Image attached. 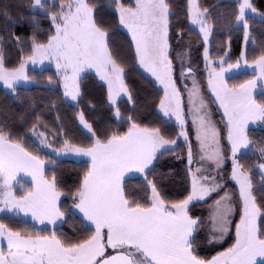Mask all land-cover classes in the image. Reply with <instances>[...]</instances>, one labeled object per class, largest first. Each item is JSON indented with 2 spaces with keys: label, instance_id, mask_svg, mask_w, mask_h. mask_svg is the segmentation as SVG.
Wrapping results in <instances>:
<instances>
[{
  "label": "snow or ice",
  "instance_id": "obj_1",
  "mask_svg": "<svg viewBox=\"0 0 264 264\" xmlns=\"http://www.w3.org/2000/svg\"><path fill=\"white\" fill-rule=\"evenodd\" d=\"M101 10L100 0H14L0 9L6 21L0 85L18 97L37 84L29 65L41 73L54 66L44 90L52 94L46 110L57 113L50 125L42 113L17 117L0 106L8 113L0 119V264H264V137H253L249 127L264 126V42L257 45L251 28L253 14L264 23V13L252 0H110V19ZM17 25H28L30 35L16 34ZM120 30L126 49L114 43ZM220 30L227 31V47L214 40ZM233 32L242 33L244 45L234 61ZM192 36L203 74L193 66V41H186ZM7 44L19 50L15 66L6 63ZM241 67L252 75L230 84L226 73ZM133 73L155 91L146 101L154 110L151 123L139 117ZM90 77L110 113L103 127L81 107ZM122 103L130 107L122 111ZM61 105L76 110L73 123L86 130L87 143L69 137ZM87 107L97 109L91 101ZM213 111L222 113L219 122ZM45 149L79 158L83 167L74 181L55 169L49 175L57 160ZM165 156L186 164L190 187L182 199H168L165 174L157 175ZM130 179L141 181L139 191L128 190ZM197 205L211 208L207 224L193 212ZM58 224L70 225L72 234L57 231ZM226 240L222 251L201 255L203 244Z\"/></svg>",
  "mask_w": 264,
  "mask_h": 264
},
{
  "label": "trees",
  "instance_id": "obj_2",
  "mask_svg": "<svg viewBox=\"0 0 264 264\" xmlns=\"http://www.w3.org/2000/svg\"><path fill=\"white\" fill-rule=\"evenodd\" d=\"M14 0H0V9H3L6 5L13 3ZM127 2V0H125ZM177 5L183 4L184 0H173ZM202 2L206 5L219 4L224 5L226 3H230L231 0H202ZM254 6L257 8L258 12L264 13V0H252ZM110 0H100L101 11L99 15L104 17L105 19H110L109 8ZM13 11H15L13 9ZM6 23L5 18L0 15V33L3 31V26ZM47 22L42 21L41 27L46 29ZM252 35L257 41V45L264 42V23H261L260 20L255 19L253 24L251 25ZM16 34H24L30 35L31 29L28 25H17L15 27ZM43 34V33H42ZM127 33L124 30H120L119 33L114 37L115 45L120 49H126L127 47ZM191 39L193 41L192 45V57L194 66L199 65V71L203 74V61H202V53L198 52L199 42L196 41L195 37H186V41ZM215 42L218 44L221 40L225 41V47H227V31L220 30L217 31L216 36L214 37ZM243 48V37L242 33L233 32L231 35V58L234 61L240 53V50ZM216 51L219 49L214 48L213 55L215 56ZM4 54L6 58V63L8 66H15L18 63L19 50L13 46L12 44H7L4 48ZM175 54V53H174ZM249 55H252V47L249 46ZM54 70L49 69L47 71L41 72H33L31 71L29 74L33 75L37 78V85L32 88H21L19 91L18 97H13L9 94L1 85H0V106H7L10 110V113L19 115H24L25 117H31L32 113L35 112L37 114H41L47 119L50 125L56 123V115L55 112H49L46 110L48 101L52 94L46 92L44 87L47 83V77L52 75ZM252 74L243 73L239 76L228 79L230 84L232 83H240L246 78H249ZM129 83L133 87L134 92L140 102L139 107V117L143 119L145 123H151L154 120V110L151 107V103L146 101H150L155 97V91L149 83H147L144 79L141 78L140 75L133 73L129 77ZM82 88L86 92L85 102L81 107L85 109L86 118L89 122L93 123L94 126L103 127L107 122L110 116V113L107 112V108L104 107L100 101L102 99V92L97 87V81L90 77L88 80L84 81ZM260 95L257 97L259 98ZM89 101L96 103L97 109L96 111H90L88 109ZM130 106L126 103L121 104L122 111H126ZM212 108L215 109L216 105H212ZM75 109L66 107L61 105L59 110V115L63 120L64 126L68 131V135L71 139L87 143V134L84 129L78 124L73 123V118L75 115ZM213 118L216 122L221 120V112L213 111ZM8 117V113L0 111V119H5ZM113 127H117L118 125L115 122H112ZM223 128V124L219 125ZM250 134L253 137L260 138L264 137V129H250ZM51 138V136H50ZM31 143V141H30ZM194 143V140H193ZM227 144V141H224ZM183 151V148L180 149ZM49 158L57 160V163L54 165H50L47 168L49 175H51L53 169H55L58 176L62 177V179L67 182L69 179L72 181L75 180L76 175L80 172L83 164L74 161V160H58L51 154H48ZM230 155V153H229ZM252 153H249L245 158L246 161L251 160ZM226 169L230 171V160L226 164ZM185 162L170 156H165L159 164L157 168V175L164 173L165 174V188L164 192L167 195L168 199L171 200H179L184 198L186 195L185 189L190 187V184L185 180ZM256 180L259 181V176L256 177ZM141 181L139 179H130L128 180L127 187L130 192L139 191ZM25 186H30V184L24 183ZM19 190V187H17ZM142 194V193H141ZM193 212L197 215H203L205 224L208 223L210 207L208 205H197ZM5 215H1L0 219H4ZM233 221L238 222V216L233 217ZM57 231L67 232L69 235L72 234V228L70 225H64L63 227H59L56 229ZM234 235V231H233ZM230 240H226L224 244L221 245H210L203 244L201 255L211 257L215 255L217 251H222L225 247L229 246Z\"/></svg>",
  "mask_w": 264,
  "mask_h": 264
},
{
  "label": "rangeland",
  "instance_id": "obj_3",
  "mask_svg": "<svg viewBox=\"0 0 264 264\" xmlns=\"http://www.w3.org/2000/svg\"><path fill=\"white\" fill-rule=\"evenodd\" d=\"M254 16H255V19H257V20H260V17L258 16V15H255V14H253ZM244 46V45H243ZM192 53H193V51H192ZM192 61H193V57H192ZM193 66H194V62H193ZM46 67H48V69H52V70H54V66H48V65H46ZM195 67V66H194ZM28 72L30 73L31 71H33V72H41L40 71V69H39V67H37V68H33V66H31V65H29L28 66ZM243 73H249V74H252V69H250V68H246V67H241L240 69H238V70H232V71H230V72H228V73H226V79L228 80V79H230V78H233V77H236V76H239L240 74H243ZM37 85V84H36ZM35 85V86H36ZM2 86V85H1ZM32 87H34V86H32ZM32 87H29V88H32ZM7 91V90H6ZM257 96L258 95H260V90L259 89H257V91H256V93H255ZM222 114V113H221ZM214 119V118H213ZM82 127V126H81ZM250 127V129L251 128H255V129H264V126H261V125H256V124H253V125H250L249 126ZM86 131V130H85ZM193 140H194V137H193ZM194 143H195V141H194ZM45 152L46 153H48V154H51L52 156H54L55 158H57L58 160H74V161H78L79 160V158H76V157H71V158H66V157H56L54 154H52V152H51V149H45ZM197 165L196 164H193L192 165V167L193 168H195ZM48 167H50V165L48 166ZM22 183H27V184H31V178L30 177H25V176H22ZM17 187H19V186H17ZM1 215H5V214H2V213H0V216ZM38 227H40V226H38ZM49 227H51V226H49ZM60 226H59V224L57 225V228H59ZM210 245H213V244H210ZM217 245H219V244H217Z\"/></svg>",
  "mask_w": 264,
  "mask_h": 264
},
{
  "label": "crops",
  "instance_id": "obj_4",
  "mask_svg": "<svg viewBox=\"0 0 264 264\" xmlns=\"http://www.w3.org/2000/svg\"><path fill=\"white\" fill-rule=\"evenodd\" d=\"M125 31V30H124ZM126 32V31H125ZM210 211H211V208H210Z\"/></svg>",
  "mask_w": 264,
  "mask_h": 264
}]
</instances>
